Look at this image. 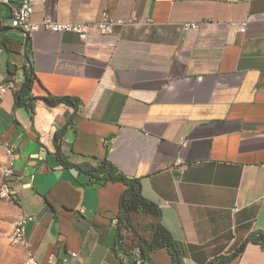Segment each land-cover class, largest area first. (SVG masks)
Returning <instances> with one entry per match:
<instances>
[{
	"label": "crops",
	"instance_id": "obj_1",
	"mask_svg": "<svg viewBox=\"0 0 264 264\" xmlns=\"http://www.w3.org/2000/svg\"><path fill=\"white\" fill-rule=\"evenodd\" d=\"M11 1L0 4V84L20 87L30 60L35 95L78 101L38 99L30 112L14 89L0 101V147L18 150L11 200L17 217L34 216L26 234L39 262L172 264L166 248L144 256L123 226L122 183H97L61 155L107 157L138 178L184 264L234 253L225 264H264V244L248 240L264 232V0H33L34 20L95 21L102 10L135 20L86 40L14 28Z\"/></svg>",
	"mask_w": 264,
	"mask_h": 264
},
{
	"label": "trees",
	"instance_id": "obj_2",
	"mask_svg": "<svg viewBox=\"0 0 264 264\" xmlns=\"http://www.w3.org/2000/svg\"><path fill=\"white\" fill-rule=\"evenodd\" d=\"M24 72V82L14 90L18 105L25 107L30 112H33L35 102L38 99H42L50 105L59 103L77 105V99L72 96H56L50 92L43 96L35 95L33 87L35 82L38 81V76L31 62L24 66ZM63 132L64 129H59L55 134L57 145ZM60 159L65 165L75 167L79 171L88 174L97 183H122L125 187L120 195L119 203L123 226L134 234L138 245L142 248L144 256H149L151 252L158 248H166L171 256L172 264H184L179 244L162 223V214L159 206L143 195L142 183L138 178L126 176L107 157L98 164H73L61 155ZM248 240L264 244V232L256 231L250 235ZM242 248L243 245L239 247L237 252H240ZM233 255L216 257L207 264H225Z\"/></svg>",
	"mask_w": 264,
	"mask_h": 264
},
{
	"label": "built area",
	"instance_id": "obj_3",
	"mask_svg": "<svg viewBox=\"0 0 264 264\" xmlns=\"http://www.w3.org/2000/svg\"><path fill=\"white\" fill-rule=\"evenodd\" d=\"M251 1V0H248ZM11 0H0V4L11 5ZM34 11V1L33 0H19L17 4L12 6L11 10V25L14 28H18L26 32L27 34L32 33L37 30H47L51 32H73L79 36L80 39L86 40L92 31L99 32L101 34H114L118 26L128 25L134 23L133 18L124 19L116 18L111 16L108 10L101 11V18L95 21H56L50 18H43L41 20H34L32 14ZM238 24L240 31L245 32L248 24V20H242L236 22ZM201 26L200 22L195 21H184L181 23L183 30L190 31L199 29ZM8 89H16V85L13 79L8 80L6 83L0 84V101L3 94ZM5 148H13V155H7V161L5 163V174L6 182L4 183L3 197L9 199L12 198V181L15 175V163L18 157V150L16 146L7 144ZM34 220V216L26 214V217H22L21 223L17 228L15 235L9 239L19 241L23 247L29 250V264L39 263V260L34 255L31 250L30 243L26 234V228L29 222ZM78 253L76 251L70 252V254L64 256L63 260L68 261L70 258L77 257ZM46 264H57V260L54 255L49 257ZM72 264H77L73 261Z\"/></svg>",
	"mask_w": 264,
	"mask_h": 264
},
{
	"label": "rangeland",
	"instance_id": "obj_4",
	"mask_svg": "<svg viewBox=\"0 0 264 264\" xmlns=\"http://www.w3.org/2000/svg\"><path fill=\"white\" fill-rule=\"evenodd\" d=\"M4 155H6V152L0 147V189L2 170L6 163ZM19 216L17 217L12 200L0 195V264H29V254L25 251L24 255L18 245H14L9 241Z\"/></svg>",
	"mask_w": 264,
	"mask_h": 264
},
{
	"label": "bare ground",
	"instance_id": "obj_5",
	"mask_svg": "<svg viewBox=\"0 0 264 264\" xmlns=\"http://www.w3.org/2000/svg\"><path fill=\"white\" fill-rule=\"evenodd\" d=\"M6 152H7L8 155H13V150L10 149V148H7V151ZM5 182H6V174H5V165H4L3 170H2V184H1V189H0V195L2 197H3V190H4V183ZM4 198H7V197H4ZM22 217H26V215L25 214H21L19 216L18 221L16 223V226H15L14 230L12 231V233L10 235V239L15 235V233L17 231V228H18V226L21 223ZM10 241L14 245H18V246H22L23 247V245L19 241H17V240H10ZM24 248H25V251L29 254V250H27L26 247H24ZM35 264H38V263H35Z\"/></svg>",
	"mask_w": 264,
	"mask_h": 264
},
{
	"label": "water",
	"instance_id": "obj_6",
	"mask_svg": "<svg viewBox=\"0 0 264 264\" xmlns=\"http://www.w3.org/2000/svg\"><path fill=\"white\" fill-rule=\"evenodd\" d=\"M27 42H28V39L25 41L26 45H27ZM29 60V59H28ZM29 63H30V60H29Z\"/></svg>",
	"mask_w": 264,
	"mask_h": 264
}]
</instances>
